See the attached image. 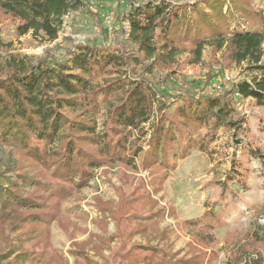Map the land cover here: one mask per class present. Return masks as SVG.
<instances>
[{"label": "trees", "instance_id": "1", "mask_svg": "<svg viewBox=\"0 0 264 264\" xmlns=\"http://www.w3.org/2000/svg\"><path fill=\"white\" fill-rule=\"evenodd\" d=\"M80 5L82 0H0V17L16 20L19 36L32 33L53 42L62 19ZM123 20L139 55L153 62L149 74L155 67L177 66L176 56L184 51L193 56L192 64L198 63L208 46L226 49L231 61L246 62L259 75L237 82L222 96L194 91L174 94L165 91L164 84L173 81L170 76L157 85L144 77H123L124 57L97 54L99 48L75 47L62 61L38 67L12 57L8 73H0V143L17 149L40 174L15 170L13 178L0 175V207H4L0 230L17 227V231L28 221L32 239L31 252L22 251L24 244L19 241L17 248L0 253V264H101L95 258L115 264H148L151 259L159 260L155 264H204L206 239L193 236L187 251H177L165 222L167 211L146 190L127 197L121 193L117 201L95 194L90 205L95 217L90 220L85 212L78 217L90 220L92 230L83 241L74 238L68 250L72 263L54 247L52 227L71 228L73 222L66 220L60 207L72 195L83 203V193L97 170L105 168L102 176L116 167L149 172L157 194L177 160L190 155L198 130L207 127L203 140L211 142L221 127L237 125L232 119L239 100L264 107V0L136 1ZM103 74L116 76L95 86L94 79ZM223 81L215 80L216 88L222 89ZM102 106L108 108L106 118L100 120ZM258 157L264 161V155ZM43 169L49 172L47 183ZM238 181L242 182L239 176ZM30 186L37 196H24ZM50 194L59 199H43ZM145 201L150 208H138ZM22 212L27 216L22 217ZM122 240H129V245L116 243ZM15 249L17 253L7 259ZM181 252L186 258L179 257ZM232 263L262 264V260L245 252L233 255Z\"/></svg>", "mask_w": 264, "mask_h": 264}, {"label": "rangeland", "instance_id": "2", "mask_svg": "<svg viewBox=\"0 0 264 264\" xmlns=\"http://www.w3.org/2000/svg\"><path fill=\"white\" fill-rule=\"evenodd\" d=\"M136 1L146 0H82L78 9L72 10L62 19L58 39L53 42L32 33L19 36L16 30L18 22L1 16L0 40L4 46L0 48V73H8L7 63L12 57L23 59L31 67H38L62 61L69 52L76 51L75 47H90L99 48L96 53L100 55L112 53L123 56L127 62L123 68V77L126 75L133 80L144 77L157 85V81H168L165 77L170 76L173 81L164 84L168 89L165 91L174 94L194 91L202 95L222 96L237 82L251 81L259 75L250 69V64L231 61L226 49L216 51L208 46L202 51L198 63L192 64L193 56L184 51L176 56L177 66L166 70L160 66L155 67L153 73L149 74L153 62L139 55L137 47L129 39L128 23L123 20L131 2ZM173 1L194 3L200 0ZM172 70L175 73H170ZM115 76L98 75L93 83L95 86H102L105 78L113 79ZM225 77H230L231 81L227 83ZM217 79L226 81H223L222 89L214 85ZM115 98L110 99V103ZM99 102L104 103L102 98ZM107 108H102L103 116L99 117L100 120L106 118ZM236 108L232 121L237 125L233 128L221 127L213 141L206 143L203 140L208 133L207 127L193 135L195 146L190 155L177 160L175 170L162 182L157 194L153 192L155 178L149 172L136 173L116 167L108 176H102L105 168L97 170L91 187L83 193L84 202L79 204L78 197L72 195L60 207L63 216L73 222V225L70 229L65 227L67 230L57 224L53 225L54 247L68 258V250L74 238L76 237V241L87 238L92 230L90 220L95 217L93 208L90 207L95 194L117 201L121 193L127 197L134 192L140 195L146 190L167 211L165 222L172 229L171 239L175 242L177 251H187L192 237L202 236L207 241V245L202 248L206 253L204 264H231L233 255H244L245 252L250 256H258L264 264V161L258 157L260 154L264 155V107L256 105L252 100H239ZM136 137L137 135L134 139ZM15 170L27 172L30 176L40 174L38 167L31 166L17 149L0 143V175L13 178ZM238 171L241 172L240 175ZM42 174L43 182H49L48 170L43 169ZM238 176L242 182L238 181ZM5 186L8 187L7 184ZM25 190L24 196L38 195L32 186ZM38 198L42 197L39 195ZM46 198L53 201L59 199L54 194L43 197L44 200ZM142 204L138 208H150L149 202ZM59 205L55 203L57 208ZM83 212L89 214V221L78 218ZM170 212L173 213L172 216ZM27 214L22 212L21 216L25 217ZM27 223L29 222L22 223L24 228L17 231V227H4L0 230L3 235L0 246L5 248L0 253L17 248L19 241L24 244L22 251H32ZM74 228L75 232L72 231ZM128 242L116 241L123 245H129ZM17 251L18 249L12 251L7 259ZM181 253L179 257L186 258L184 252ZM148 256L151 258V252ZM68 260L72 263V259ZM97 261L101 264H115L111 261L103 263L99 258ZM158 261L151 259L148 264Z\"/></svg>", "mask_w": 264, "mask_h": 264}, {"label": "built area", "instance_id": "3", "mask_svg": "<svg viewBox=\"0 0 264 264\" xmlns=\"http://www.w3.org/2000/svg\"><path fill=\"white\" fill-rule=\"evenodd\" d=\"M225 80H226L227 82H230V81H231V78H230V77H225ZM217 88H218V89H221V86L219 85V86H217Z\"/></svg>", "mask_w": 264, "mask_h": 264}, {"label": "crops", "instance_id": "4", "mask_svg": "<svg viewBox=\"0 0 264 264\" xmlns=\"http://www.w3.org/2000/svg\"><path fill=\"white\" fill-rule=\"evenodd\" d=\"M66 257H67V256H66ZM68 258L71 259L69 255H68ZM95 259L97 260V258H95Z\"/></svg>", "mask_w": 264, "mask_h": 264}]
</instances>
